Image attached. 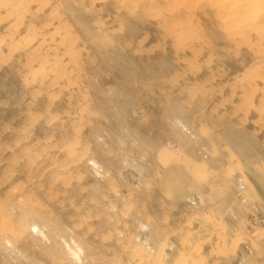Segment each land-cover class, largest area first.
<instances>
[{"label":"rangeland","instance_id":"rangeland-1","mask_svg":"<svg viewBox=\"0 0 264 264\" xmlns=\"http://www.w3.org/2000/svg\"><path fill=\"white\" fill-rule=\"evenodd\" d=\"M200 111L242 162L219 185L253 237L264 0H0V264H161L132 234L163 216L159 195L148 212L144 178L159 149L186 154L182 127ZM224 196L190 178L179 205L190 214Z\"/></svg>","mask_w":264,"mask_h":264},{"label":"crops","instance_id":"crops-1","mask_svg":"<svg viewBox=\"0 0 264 264\" xmlns=\"http://www.w3.org/2000/svg\"><path fill=\"white\" fill-rule=\"evenodd\" d=\"M196 115L200 117L196 129L189 125L182 127L190 137L184 144L186 154L173 156L169 151L159 149L155 159L157 170L144 178L146 187L142 189L149 196L148 212L152 208L151 195H159L162 202L157 208H162V219L153 215L138 224L132 234L138 243L148 244V254L158 257L161 264H176L182 254L196 264H264V227L257 233L259 236L256 232L251 236L246 226L248 222H245V205L239 201L237 204L243 207L242 216L235 225L229 216L235 204L233 189L226 187L223 190L219 185L231 174L230 170L242 162L235 159L234 152L225 154L220 146H216L213 139L218 134L217 129L209 120L202 119L204 112ZM193 131L198 135L197 140L193 139ZM225 145L229 149L227 142ZM193 146L195 151H190ZM190 178L202 180L217 194L222 191L225 202L222 199L220 204L217 199L209 206L190 209L188 214L187 205L181 208L179 201L188 190ZM187 264H192V260Z\"/></svg>","mask_w":264,"mask_h":264},{"label":"built area","instance_id":"built-area-1","mask_svg":"<svg viewBox=\"0 0 264 264\" xmlns=\"http://www.w3.org/2000/svg\"><path fill=\"white\" fill-rule=\"evenodd\" d=\"M166 145H167V147L172 149L174 152H179L182 150L180 148V146L175 144V143L168 142ZM247 187H248L247 178L244 175H240L237 179V190L238 191H245L247 189ZM258 223L261 224L262 222L259 220Z\"/></svg>","mask_w":264,"mask_h":264},{"label":"bare ground","instance_id":"bare-ground-1","mask_svg":"<svg viewBox=\"0 0 264 264\" xmlns=\"http://www.w3.org/2000/svg\"><path fill=\"white\" fill-rule=\"evenodd\" d=\"M223 2H224V1H223ZM254 2H255V1H254ZM217 5H218V4H217ZM250 5H251V4H250ZM254 5H255V4H254ZM247 8H248V7H247ZM223 9H224V8H223ZM225 9H226V8H225ZM258 9H259V8H258ZM253 12H254V11H253ZM255 12H256V11H255ZM260 13H261V12H260ZM254 14H256V13H254ZM249 15H250V13H249ZM172 27H173V26H172ZM180 258H181V257H180ZM180 258H179V259H180Z\"/></svg>","mask_w":264,"mask_h":264}]
</instances>
